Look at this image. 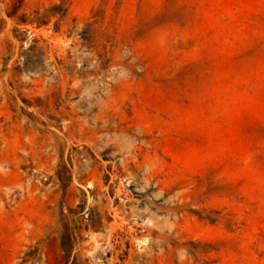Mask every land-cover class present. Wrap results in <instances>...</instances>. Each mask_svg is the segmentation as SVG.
<instances>
[{
	"label": "rangeland",
	"instance_id": "rangeland-1",
	"mask_svg": "<svg viewBox=\"0 0 264 264\" xmlns=\"http://www.w3.org/2000/svg\"><path fill=\"white\" fill-rule=\"evenodd\" d=\"M0 264H264V0H0Z\"/></svg>",
	"mask_w": 264,
	"mask_h": 264
}]
</instances>
